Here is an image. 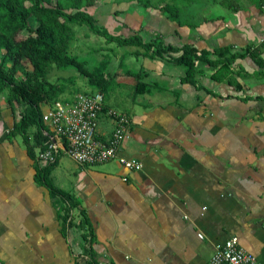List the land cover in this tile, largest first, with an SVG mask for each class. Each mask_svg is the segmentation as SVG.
<instances>
[{
	"label": "crops",
	"instance_id": "crops-1",
	"mask_svg": "<svg viewBox=\"0 0 264 264\" xmlns=\"http://www.w3.org/2000/svg\"><path fill=\"white\" fill-rule=\"evenodd\" d=\"M221 1L191 0L180 24L146 10L151 23L143 29L134 10L115 36L142 33L145 42L189 45L210 52L211 60L216 49L229 47L240 91L212 80L214 70L202 62L186 82L184 67L167 57L124 50L100 61L107 84L61 99L102 92L106 110L131 121L122 155L141 163L134 171L117 161L97 170L70 158L76 182L69 192L52 176L66 161L58 156L51 178L77 196L84 212L72 220L78 227L59 218L53 206L59 197L35 182L25 145L8 141L0 126L9 142L1 146L0 139V264H80L90 261L91 250L98 264H208L232 237L264 264V77L255 76L264 67L243 55L264 44V0H233L235 10ZM260 56L264 61V50ZM138 81L145 84L141 93ZM112 129L102 115L98 135L106 139Z\"/></svg>",
	"mask_w": 264,
	"mask_h": 264
},
{
	"label": "trees",
	"instance_id": "trees-1",
	"mask_svg": "<svg viewBox=\"0 0 264 264\" xmlns=\"http://www.w3.org/2000/svg\"><path fill=\"white\" fill-rule=\"evenodd\" d=\"M97 1L0 0V98L5 94V104L13 120L6 139L12 141L16 136L21 137L27 155L33 161L35 182L47 189L51 197H59L61 200L70 196L56 188L51 178V171L56 167L58 157L53 162L40 166L35 153L36 148L40 149L39 152L43 151L44 142H47L43 132L45 127L42 123V106L54 105L55 98L66 94L67 86L74 85L77 74L87 78L89 85L94 88L99 89L103 84H107L100 68L90 72L86 63L81 62L78 55L71 51L76 38L74 26L87 27L94 35L105 37L107 44L134 47L132 55L135 57H167L171 63L184 67L186 82L192 80L198 61L214 70L211 74L212 80L225 82L235 86L238 91L241 90L236 80L239 74L233 72L231 67L235 56H228L229 47L216 49L213 52L216 58L211 60L210 52L197 50L189 45L176 48L165 45L157 38L145 42L138 33L129 37L112 35L105 28L98 26L94 16L86 12L87 8L95 6ZM122 1L137 3L146 10H157L177 24L181 23L182 9L191 4V0H159L155 4L151 0ZM232 1L221 2L224 7L235 10L237 5ZM263 50L264 44L250 45L243 55H250L257 66L263 68L264 61L260 56ZM70 71L77 74H71ZM255 76L264 77V72L255 73ZM51 78H57V82H51ZM136 85L139 93L140 85L145 88V84L140 81ZM23 105L24 109L19 110L18 106ZM32 127L36 128L34 144L31 143L28 133ZM71 207L77 209L79 205L72 202ZM80 213L84 212L80 210ZM63 219L66 220V217ZM85 264H95L93 257Z\"/></svg>",
	"mask_w": 264,
	"mask_h": 264
},
{
	"label": "built area",
	"instance_id": "built-area-1",
	"mask_svg": "<svg viewBox=\"0 0 264 264\" xmlns=\"http://www.w3.org/2000/svg\"><path fill=\"white\" fill-rule=\"evenodd\" d=\"M101 92L76 94L68 102L52 106L42 114L47 142L37 158L42 165L53 162L61 154L67 155L79 166H95L117 161L129 171L139 170L141 163L122 155L124 141L131 125L130 118L111 109H105ZM106 115L112 126L111 135H98L99 120ZM208 264H260L240 247L237 238L228 239L215 248Z\"/></svg>",
	"mask_w": 264,
	"mask_h": 264
},
{
	"label": "rangeland",
	"instance_id": "rangeland-1",
	"mask_svg": "<svg viewBox=\"0 0 264 264\" xmlns=\"http://www.w3.org/2000/svg\"><path fill=\"white\" fill-rule=\"evenodd\" d=\"M157 1H159V0H151V2L153 4H155ZM128 3L129 2L122 1V0H98L96 2L95 6L87 8L86 12L88 14H91L94 16V18L96 20V24L98 26H100L101 28H105L110 34L116 35L117 32H119L121 34V31L122 32L124 31V28L122 27V25L119 27V29L117 28L120 25V22L123 20L127 21V19H129V17L132 14H135L133 12L134 10H139L140 13L136 12V15L139 16V18H141L142 17L141 14H142L143 17H142V21H139V18H138V21L136 22V26L141 27V29L146 28L148 26V24L151 23L150 20H148V16L145 14L146 9L140 7V5L137 3H129V4ZM148 10H150V9H148ZM73 29L75 31L76 38H75V41L73 42V44L71 46V51L78 55L79 60L81 62L86 63V68L88 70H92V69L94 70L95 68L102 67L100 61L101 62L104 61L105 56L112 57L115 52L119 53V51H121V53H122V52H124V50H127V51L128 50L129 51L135 50L134 48H130V47H126V49H125V47L118 46L116 43L107 44L105 37L94 35L85 26H82V27L74 26ZM140 35L143 36L142 33H140ZM110 74L111 73H108L109 76H111ZM103 75H104V73H103ZM77 76L78 77L76 78L74 85L67 86L66 94L64 93L62 96L59 95L60 97L58 96L57 98H55V100H54L55 103L53 102L55 106H56V104L61 103V99H64L66 97H70L72 95V93L76 92L75 91L76 89L77 90H79V89L84 90V89L90 88V85L87 81V78L83 77L80 74H77ZM51 82L56 83L57 78H51ZM108 82H110V81H108ZM4 95L0 98V126L6 127V129L4 130V133H6L12 127V121L13 120H12V115H11L10 110L6 107ZM53 103H51V104H53ZM18 107H19V110L24 109V105L22 107L21 106H18ZM118 110H120V109H118ZM118 113H120V112H118ZM28 133L30 136L31 143L34 144L35 136H36V128H34V127L30 128L28 130ZM0 139L2 141L1 146L4 143L8 142V141H5V138L2 136L1 132H0ZM14 140L16 142H18L24 148L23 142H22V139L20 136H16L14 138ZM125 142H126V140H125ZM44 143H46V142H44ZM35 153L38 155L39 151L37 150V151H35ZM63 159L66 160L65 163L63 165L62 164L60 165L61 168L58 167L56 170H54V172L52 173V176L54 178V182L57 181V183L59 185H61V187H60L61 189L67 190L69 192H74L73 188H75L76 180L74 178V175H73V172L71 171V169L73 171L75 170V163L72 162L70 160V158H68L67 156H65ZM41 165L42 164L40 163V166ZM95 166H96L97 170L103 168V167L100 168L103 165H100V166L95 165ZM59 185H56V186L59 187ZM69 196H70V198H67L65 200H61L59 198L57 205H56V203L53 204L59 218L66 217V220L68 222L67 224H69L68 227L71 226L70 224H73L72 220H74L75 217H78V216L80 217V215H81L80 206L77 209L71 207L72 202H78L76 199L77 196L73 195V193ZM79 225H81V224L79 223ZM76 226L78 227V225H74V227H76ZM90 233L92 234V230ZM85 256L87 258L93 257L95 264L96 263L98 264V259H97L98 257H97L96 252H93L91 250V251H89V253H85ZM80 264H85V263L80 261Z\"/></svg>",
	"mask_w": 264,
	"mask_h": 264
}]
</instances>
